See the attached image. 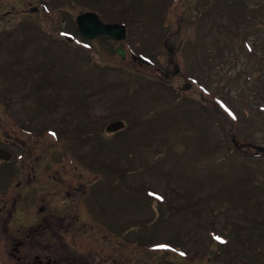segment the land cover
Returning a JSON list of instances; mask_svg holds the SVG:
<instances>
[{"label": "rangeland", "instance_id": "obj_1", "mask_svg": "<svg viewBox=\"0 0 264 264\" xmlns=\"http://www.w3.org/2000/svg\"><path fill=\"white\" fill-rule=\"evenodd\" d=\"M85 9L125 25L126 54L119 41L75 30ZM263 58L264 0H0V106L21 123L17 151H27L17 172L64 167L65 151L75 168L101 174L84 202L133 246L117 248L130 261L103 253L102 264H182L146 240L196 250L191 264H264V156L231 142L264 145ZM67 188L52 187L71 198ZM23 189L30 214L36 187Z\"/></svg>", "mask_w": 264, "mask_h": 264}, {"label": "flooded vegetation", "instance_id": "obj_2", "mask_svg": "<svg viewBox=\"0 0 264 264\" xmlns=\"http://www.w3.org/2000/svg\"><path fill=\"white\" fill-rule=\"evenodd\" d=\"M0 124L5 131L0 147L8 149L7 156L0 151V264H102L103 253L107 259L108 253L117 255L115 262L130 261V256L117 251L119 240L112 232L103 231L106 222L97 216V205L84 202L87 187H98L96 176L86 172L89 169L67 167H25L26 178L21 176L17 119L0 118ZM26 181L36 187L30 214L22 205L30 198L23 189ZM55 183L65 184L69 188L64 191L74 195L69 198L53 190Z\"/></svg>", "mask_w": 264, "mask_h": 264}, {"label": "water", "instance_id": "obj_3", "mask_svg": "<svg viewBox=\"0 0 264 264\" xmlns=\"http://www.w3.org/2000/svg\"><path fill=\"white\" fill-rule=\"evenodd\" d=\"M76 21L79 30L87 37H91L96 33L109 32L112 36L120 37L123 32V27L121 25H108L101 23L96 15L90 11L83 12L76 16ZM116 52L120 56H123V51L116 46ZM115 124L110 125L114 127ZM255 151L264 153V145L254 144L251 145Z\"/></svg>", "mask_w": 264, "mask_h": 264}, {"label": "trees", "instance_id": "obj_4", "mask_svg": "<svg viewBox=\"0 0 264 264\" xmlns=\"http://www.w3.org/2000/svg\"><path fill=\"white\" fill-rule=\"evenodd\" d=\"M107 160H109V159H107ZM121 166H122V167H126V168H128L126 165H121ZM125 171H126V169H125L123 172H125ZM117 172H119L118 176L121 175V176L119 177V179H120V178L122 177L123 172H121V171H117ZM258 210H260V208H259ZM218 238H219V239L214 240V241L216 242L217 248H219L218 245H222V246H223V243L227 240L226 237H225L224 242L221 240V239H223V235H218ZM234 247H237V246H234ZM218 251H219V249H218ZM237 263H238V264H241V258H238V259H237Z\"/></svg>", "mask_w": 264, "mask_h": 264}, {"label": "snow or ice", "instance_id": "obj_5", "mask_svg": "<svg viewBox=\"0 0 264 264\" xmlns=\"http://www.w3.org/2000/svg\"><path fill=\"white\" fill-rule=\"evenodd\" d=\"M182 255H183V253H182Z\"/></svg>", "mask_w": 264, "mask_h": 264}]
</instances>
